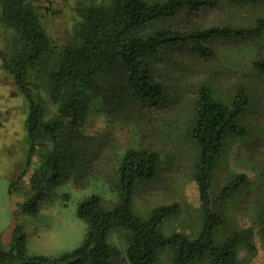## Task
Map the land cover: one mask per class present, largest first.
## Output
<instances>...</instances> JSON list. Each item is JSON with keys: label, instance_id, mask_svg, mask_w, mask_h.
Segmentation results:
<instances>
[{"label": "trees", "instance_id": "1", "mask_svg": "<svg viewBox=\"0 0 264 264\" xmlns=\"http://www.w3.org/2000/svg\"><path fill=\"white\" fill-rule=\"evenodd\" d=\"M218 1L108 0L96 4L89 0L80 9L82 22L77 38L56 45L32 0H0L2 21L15 31L11 51L0 54L2 67L29 105V149L22 175L39 156V172L53 185L71 180L76 187H85L99 177L100 144L83 132L93 111L122 117L126 122L143 121L151 109H160L176 99L156 65L167 50L189 48L198 57L208 59L218 40H247L264 34V15L257 17L252 26L230 22L183 29L169 25L183 13L218 6ZM228 1L235 8L264 7V0ZM172 60V56L168 58L169 63ZM253 67L264 75V59L256 60ZM41 91L56 106L53 115L36 94ZM251 102L245 88L236 89L232 100L225 103L215 97L212 88L202 86L190 106L185 133L198 151L194 181L202 216L196 237L163 233L165 223L180 211L178 203L154 208L148 217L136 212L140 186L157 179L162 162L156 150L129 148L115 165L111 182L119 195L117 205L106 208L98 195L79 205L78 217L87 222L88 230L78 249L59 256H29L26 238L19 234L8 249L0 247V264H122L121 251L110 243V236L116 232L127 234L130 264H156L160 254L169 249L174 251L175 264H241L240 252L254 254L258 240L264 250L263 195L255 198L254 226L247 229L230 230L227 214L221 208L224 201L248 185L247 175H238L219 197H212L214 173L222 155L233 138L246 134L243 120ZM147 133L153 137L155 127L151 126ZM39 172L30 180L33 189L40 184ZM18 182L11 184V194ZM44 195L36 194L24 202L20 211L36 213ZM19 230L18 226L16 231Z\"/></svg>", "mask_w": 264, "mask_h": 264}, {"label": "rangeland", "instance_id": "2", "mask_svg": "<svg viewBox=\"0 0 264 264\" xmlns=\"http://www.w3.org/2000/svg\"><path fill=\"white\" fill-rule=\"evenodd\" d=\"M93 1L96 4L108 2ZM218 2V6L202 8L196 13H183L169 25L183 29L230 22L252 26L257 17L264 15V7L241 9L235 8L228 0ZM32 3L52 43L64 45L77 38L82 22L80 9L86 7L89 0H32ZM0 26V54L9 53L15 31L2 21L1 9ZM213 48L214 54L208 59L198 57L187 48L176 52L167 50L163 58L156 61L159 76L176 99L160 109H151L143 121L126 122L122 117L93 111L83 132L96 138L95 143L100 144L99 177L83 188L76 187L71 180L53 185L45 174L39 172L42 167L39 156L22 175L26 164L22 166L21 162L27 158L29 149L26 128L29 105L13 78L4 71L0 56V89L6 106L0 109V247L8 249L15 236L23 234L29 256L52 257L78 249L88 230L87 222L78 217L79 205L92 195L100 196L108 209L117 205L119 195L112 189L111 182L115 165L129 148L156 150L162 162L157 179L140 186L135 200L136 212L148 217L154 208L178 203L180 211L165 223L163 233L180 232L196 237L202 226L194 181L198 151L188 141L185 132L191 116L190 106L202 86L212 88L215 97L225 103L232 100L238 88L247 89L252 99L243 120L246 134L243 138H233L222 155L214 173L212 197H219L223 188L238 175H247L248 185L224 201L221 208L227 214L230 230L253 227L255 198L264 196V75L255 70L253 63L264 59V34L247 40H218ZM171 56L173 62L169 63ZM36 94L47 104L50 115L57 112L56 106L50 104L42 91ZM151 126L155 127L153 137L147 133ZM15 157L20 158L19 161ZM35 172H39L40 184L33 189L30 180ZM17 182L11 194L10 186ZM39 193L45 195L38 201L37 212H21L20 205ZM18 226L21 230L16 231ZM127 239L125 233L116 232L110 236V243L121 251L122 264H130L126 254ZM256 246L254 254L246 250L240 252L241 264H264V250L259 240ZM156 264H175L174 251H163Z\"/></svg>", "mask_w": 264, "mask_h": 264}, {"label": "crops", "instance_id": "3", "mask_svg": "<svg viewBox=\"0 0 264 264\" xmlns=\"http://www.w3.org/2000/svg\"><path fill=\"white\" fill-rule=\"evenodd\" d=\"M2 19V18H1ZM3 25V24H2ZM0 29H1V26H0ZM0 76H2V75H0ZM4 94L2 93V91H1V89H0V109H2L5 105H3V101H2V96H3ZM4 99V98H3ZM3 106V107H2ZM6 107V106H5ZM13 152V151H12ZM13 157H14V155H13ZM15 159L17 160V161H19V159L20 158H17V157H15ZM2 162H5V161H2ZM21 162V161H20ZM22 166H24V164H26V158H24L23 160H22Z\"/></svg>", "mask_w": 264, "mask_h": 264}]
</instances>
